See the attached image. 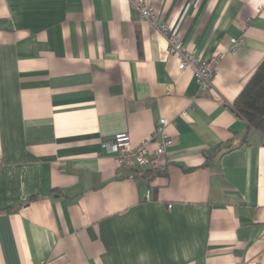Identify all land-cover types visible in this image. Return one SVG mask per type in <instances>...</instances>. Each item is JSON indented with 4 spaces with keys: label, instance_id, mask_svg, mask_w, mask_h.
I'll use <instances>...</instances> for the list:
<instances>
[{
    "label": "crops",
    "instance_id": "1",
    "mask_svg": "<svg viewBox=\"0 0 264 264\" xmlns=\"http://www.w3.org/2000/svg\"><path fill=\"white\" fill-rule=\"evenodd\" d=\"M135 1L0 0V264H264V133L232 109L264 0H142L224 53L205 91ZM161 117L158 163L116 165Z\"/></svg>",
    "mask_w": 264,
    "mask_h": 264
},
{
    "label": "built area",
    "instance_id": "2",
    "mask_svg": "<svg viewBox=\"0 0 264 264\" xmlns=\"http://www.w3.org/2000/svg\"><path fill=\"white\" fill-rule=\"evenodd\" d=\"M140 17L152 28L159 32L166 40L167 51L178 59V70H189L195 77L199 89L202 91L212 87L213 77L219 61L224 53H217L208 58L197 57L193 50L185 47L179 35L166 23L159 21L154 9L148 3L137 0L134 2ZM234 49V46L231 47ZM167 119L161 117L151 136L141 139L133 144L127 132H117L108 143L109 150L119 167L134 168L158 161L165 155L172 145V139L166 132ZM151 153V159L149 154Z\"/></svg>",
    "mask_w": 264,
    "mask_h": 264
},
{
    "label": "trees",
    "instance_id": "3",
    "mask_svg": "<svg viewBox=\"0 0 264 264\" xmlns=\"http://www.w3.org/2000/svg\"><path fill=\"white\" fill-rule=\"evenodd\" d=\"M232 109L250 127L264 133V56L234 99Z\"/></svg>",
    "mask_w": 264,
    "mask_h": 264
}]
</instances>
